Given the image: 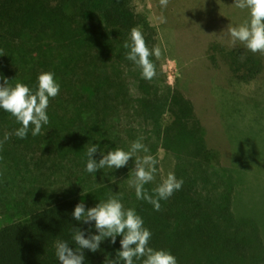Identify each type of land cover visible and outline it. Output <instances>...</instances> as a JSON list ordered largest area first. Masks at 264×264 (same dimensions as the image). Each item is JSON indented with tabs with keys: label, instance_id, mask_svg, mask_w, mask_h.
<instances>
[{
	"label": "trees",
	"instance_id": "1",
	"mask_svg": "<svg viewBox=\"0 0 264 264\" xmlns=\"http://www.w3.org/2000/svg\"><path fill=\"white\" fill-rule=\"evenodd\" d=\"M131 1L0 0V76L11 86L20 82L35 91L38 76L52 72L60 84L40 135L32 136L30 129L26 138L17 137L22 125L0 109V140L11 134L0 147V163L12 180L21 175L28 181L15 198L19 213L0 226V264H61L55 244L63 240L75 249L73 227L86 238L98 234L95 221L74 219L78 199L71 194L130 174L135 157L125 167L88 173L87 148L98 144L93 154L98 162L116 148L129 150L141 136L148 154L155 156L159 147L173 154V173L183 179L180 190L160 201L161 211L134 197L132 208L152 233L150 246L169 251L178 264H264L261 228L251 215L234 211L233 180L218 152L207 145L192 101L161 77L155 56L150 57L157 73L152 80L142 78L140 68L126 58L129 49L123 44L130 42L134 27L150 49L156 47L147 42L153 27ZM35 172L41 176L30 181ZM54 173L65 174L76 189L45 188L42 175ZM159 180L145 188L151 193ZM121 239L118 235L113 244L105 238L96 252L84 249V264L115 260Z\"/></svg>",
	"mask_w": 264,
	"mask_h": 264
},
{
	"label": "rangeland",
	"instance_id": "2",
	"mask_svg": "<svg viewBox=\"0 0 264 264\" xmlns=\"http://www.w3.org/2000/svg\"><path fill=\"white\" fill-rule=\"evenodd\" d=\"M131 2L154 29L147 42L162 50V56L154 58L161 77L192 101L207 145L218 152L220 164L231 175L234 211L251 215L264 238V55L240 44L233 48L227 29L249 20V11L235 7V0H169L167 7L159 0ZM155 157L159 160L156 177L161 183L173 172L175 159L160 147ZM37 176L41 174H32L30 181ZM11 177L0 163V226L17 216L15 198L28 185L21 175L15 180ZM66 178L61 173L41 177L47 189H76L74 181L68 183ZM131 179V173L122 175L87 185L71 196L88 209L122 194L124 207L132 208L135 189L129 186Z\"/></svg>",
	"mask_w": 264,
	"mask_h": 264
},
{
	"label": "clouds",
	"instance_id": "3",
	"mask_svg": "<svg viewBox=\"0 0 264 264\" xmlns=\"http://www.w3.org/2000/svg\"><path fill=\"white\" fill-rule=\"evenodd\" d=\"M159 2L162 7H167L169 0ZM234 5L239 9H247L250 18L238 26L228 25L230 45L235 48L240 44L252 53L264 55V0H235ZM123 47L129 49L126 58L140 68L142 78L152 80L156 77V66L150 57L159 59L162 56L159 46L150 49L142 32L134 27L130 32V42L125 41ZM0 79L3 80L0 84V109L10 113L22 125L14 134L23 139L31 129L32 136L40 135L43 127L49 124L47 109L50 98H55L60 92V84L54 73L42 72L38 76L35 91L24 83L17 82L11 86L6 77L0 76ZM10 135L4 134L0 147ZM143 139L141 136L133 141L127 151L116 148L103 154L98 162L93 159V154L99 146L90 144L86 152V171L95 173L97 169L106 167L119 169L125 167L130 158L135 157V168L131 171L133 179L129 181V186L135 189L137 200L147 201L154 210L161 211L160 201L169 199L174 192L180 190L183 179H177L173 172H169L150 193L145 185L155 181L159 160L148 154L150 150L142 142ZM140 151L145 153L143 157L137 155ZM72 215L76 221H95L98 234H90L86 238L83 230L73 227L72 240L76 244L75 249L69 247L67 241L58 240L55 244V255L61 264H84V249L96 252L105 238H111L110 242L114 244L118 235L122 236L121 249L117 251L115 260L106 258L105 264H119L121 261L123 264H134V260H142V264H178L177 258L169 251L150 246L151 231L144 226V220L135 208L124 207L122 194L119 197L110 196L106 201H100L88 209L81 201L76 204Z\"/></svg>",
	"mask_w": 264,
	"mask_h": 264
},
{
	"label": "crops",
	"instance_id": "4",
	"mask_svg": "<svg viewBox=\"0 0 264 264\" xmlns=\"http://www.w3.org/2000/svg\"><path fill=\"white\" fill-rule=\"evenodd\" d=\"M173 14V13H172Z\"/></svg>",
	"mask_w": 264,
	"mask_h": 264
}]
</instances>
